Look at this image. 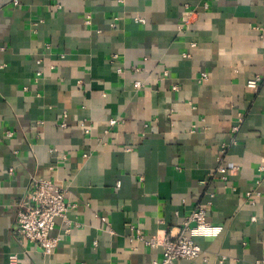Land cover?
Segmentation results:
<instances>
[{
    "label": "crops",
    "instance_id": "crops-1",
    "mask_svg": "<svg viewBox=\"0 0 264 264\" xmlns=\"http://www.w3.org/2000/svg\"><path fill=\"white\" fill-rule=\"evenodd\" d=\"M33 176L78 223L50 256L13 233ZM208 200L176 264H264V0H0V264H151Z\"/></svg>",
    "mask_w": 264,
    "mask_h": 264
},
{
    "label": "built area",
    "instance_id": "built-area-1",
    "mask_svg": "<svg viewBox=\"0 0 264 264\" xmlns=\"http://www.w3.org/2000/svg\"><path fill=\"white\" fill-rule=\"evenodd\" d=\"M194 12L196 11L189 8V5L185 6L181 14L179 29L183 28V25H188ZM88 18L89 16L87 17V21ZM137 20L143 21V18L140 17ZM202 77H206V74L202 73ZM261 80V76L251 78L247 81V86L257 88ZM141 85L140 81L134 82L135 87H140ZM115 122V119L110 120L112 124ZM240 123L241 117L232 126L233 132L239 130ZM62 125H65V123L62 122ZM217 170L224 174L226 173V167L224 166L218 167ZM210 195L212 196V194ZM208 204H211L210 200L193 208L183 219L176 234L170 232L161 238L159 235L151 237L137 235V238L150 247H162L161 258L153 260L151 264H176V261L179 259H193L203 254V250L195 241V237L215 236L222 230L221 225L212 224L207 221L206 209ZM69 206L70 203L66 200L65 189L62 186L50 179L33 176L28 185L26 197L17 205L13 233L16 235L18 241L28 240L37 245L43 255L50 256L56 249L60 239L59 236L51 234L55 227L56 218H61L64 222V230L67 233L74 226H78V223L72 221L67 215ZM8 264H18L16 254L9 256Z\"/></svg>",
    "mask_w": 264,
    "mask_h": 264
}]
</instances>
